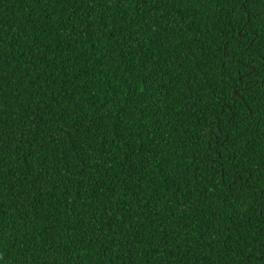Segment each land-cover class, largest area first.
<instances>
[{"label":"trees","instance_id":"obj_1","mask_svg":"<svg viewBox=\"0 0 264 264\" xmlns=\"http://www.w3.org/2000/svg\"><path fill=\"white\" fill-rule=\"evenodd\" d=\"M0 264H264V0H0Z\"/></svg>","mask_w":264,"mask_h":264}]
</instances>
